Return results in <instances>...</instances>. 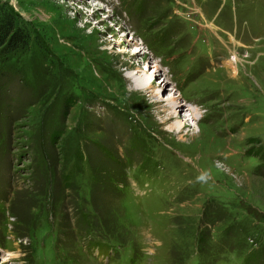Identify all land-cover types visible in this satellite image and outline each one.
<instances>
[{"label": "rangeland", "instance_id": "374dc122", "mask_svg": "<svg viewBox=\"0 0 264 264\" xmlns=\"http://www.w3.org/2000/svg\"><path fill=\"white\" fill-rule=\"evenodd\" d=\"M0 1V264H264V0Z\"/></svg>", "mask_w": 264, "mask_h": 264}, {"label": "bare ground", "instance_id": "6f19581e", "mask_svg": "<svg viewBox=\"0 0 264 264\" xmlns=\"http://www.w3.org/2000/svg\"><path fill=\"white\" fill-rule=\"evenodd\" d=\"M97 50V49H96ZM101 50V49H100ZM138 51L134 52L135 55H138L139 53H137ZM134 64V63H133ZM137 67V66H136ZM161 67V65H160ZM133 69V68H132ZM142 70V69H141ZM139 68H137V71H141ZM136 71V72H137ZM159 71V67H157L156 72ZM118 72V71H117ZM123 75V74H122ZM147 75L142 73L140 75H138L137 77H133V76H128V82L130 83L131 86H134L135 89H138L137 91H134L132 93L138 92L141 93L140 90H146V89H151L152 93L150 95V97H153L154 99V103H157V101L159 100V92L157 90L160 91V87H167L169 84V79L166 77L160 84L159 87L155 86V81L151 80L150 77H146ZM164 77V76H163ZM123 81V80H122ZM126 86V85H125ZM159 93V94H158ZM144 94V93H143ZM141 95V94H140ZM180 97V96H179ZM176 95L171 96L169 99H166L165 104H164V109H163V113L165 114V117H167L169 120L173 119V120H177L178 126H184L183 122L186 121H181L180 119V115L181 112L179 113V110L181 108V101L180 98ZM158 98V99H157ZM161 101V100H159ZM191 117L195 116L194 113L192 112ZM170 127V126H169ZM173 128V126H172ZM200 133H202L201 129L199 130ZM195 137V133L192 134ZM198 135V134H197Z\"/></svg>", "mask_w": 264, "mask_h": 264}, {"label": "trees", "instance_id": "16d2710c", "mask_svg": "<svg viewBox=\"0 0 264 264\" xmlns=\"http://www.w3.org/2000/svg\"><path fill=\"white\" fill-rule=\"evenodd\" d=\"M17 19L16 13L0 1V49L4 51H16L28 44V33H25Z\"/></svg>", "mask_w": 264, "mask_h": 264}]
</instances>
